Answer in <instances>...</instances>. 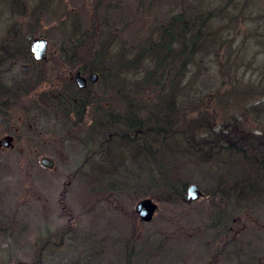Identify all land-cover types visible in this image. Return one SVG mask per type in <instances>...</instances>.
I'll use <instances>...</instances> for the list:
<instances>
[{
  "label": "rangeland",
  "instance_id": "obj_1",
  "mask_svg": "<svg viewBox=\"0 0 264 264\" xmlns=\"http://www.w3.org/2000/svg\"><path fill=\"white\" fill-rule=\"evenodd\" d=\"M204 1L212 2L208 7L211 9H218L223 4L226 7L227 11L214 21L216 28L244 30L248 27L243 17L249 15L259 17L258 24L263 25L261 30L264 31V0H249L246 7L253 10L242 8L229 25L225 23V14L231 13L229 9L234 6L228 5L226 0ZM242 1L232 3L243 5ZM97 2H101L100 11L95 8ZM162 2L160 13L171 5L169 0ZM184 5L191 7L190 3ZM181 8L182 5L176 12ZM95 10L100 19L95 20L92 16ZM134 10V3L128 4L127 10V0H0V56H8L7 51L8 54L25 56L26 45L29 46L33 39L44 37L49 43L48 57L56 60L61 54L60 47L70 41L64 40L61 26L69 29L70 25L62 22V18L80 15L87 20L83 28L86 33L87 28L100 27V20L113 19L114 24L123 19L131 21ZM106 11L107 14H102ZM134 21L145 25L139 20ZM14 29L20 32L19 36V32L12 36ZM93 34L92 38L95 37ZM96 39L93 38V42ZM101 40L93 44L95 48ZM256 46L255 43L247 46V55H243L247 61L242 58L244 64L253 60L254 52H261L255 50ZM79 54L88 55L89 51L83 49ZM129 56L123 58L127 61ZM220 59L225 62L221 56ZM255 62L253 60L251 68L242 74V83L255 84V87L262 85L263 88L264 56L259 54ZM42 71H36L37 76ZM20 72L21 88L27 87L26 81L39 85L44 80L42 77L46 79L47 76L43 74L42 80L32 79L30 73V80H25L22 66ZM114 84L116 87L108 92L109 104L104 107L115 114L124 113L123 86L119 82ZM35 87H29L31 95H28L34 104L40 91L48 90V86ZM227 90L225 94L230 99H223L220 103L227 108L214 106L211 109L219 118L222 116L223 122L220 118L219 124H225V131L231 135L229 142L238 151L215 149L206 159H200L201 170L188 162L191 171L166 174L170 179L182 178L177 183L189 182L188 186L196 184L199 187L201 196L190 202L182 198L187 190L180 196H175L165 186L162 190L165 175L151 182L145 173L140 177L132 175L128 177L127 186V171L122 172L116 167L123 164L118 161L119 156L113 154H122V145L117 144L111 149L113 152L108 157H114L113 164L109 163L107 170L98 171L91 159L83 160L81 144L62 139L61 124L51 115L39 112L42 108L37 105V111H18L14 121L19 123L22 136L48 143H19L14 150L0 153V264L28 260L40 237L48 236L54 239L56 252L48 254L46 264H76L90 254L95 258L92 264H127L129 260V264H264V180L262 177L257 181L253 179L255 196L251 199L255 205L248 211H244L248 201L242 197L239 190L242 187L234 184L244 174L251 175V169L252 173L256 172L254 176L264 172L257 171L261 155H264V101L261 106L255 105L252 97L238 100L227 94ZM159 92L151 95L152 103ZM140 110L134 113L138 117L142 114ZM7 126L0 122V132ZM44 152L47 155L52 153L56 158L53 169L40 164ZM127 157L131 158V155L127 154ZM132 158L139 157L132 154ZM91 175H94L93 183ZM201 177L204 182H199ZM138 178L137 184L135 180ZM146 198L156 204L155 214L149 222L142 221L135 211L137 203Z\"/></svg>",
  "mask_w": 264,
  "mask_h": 264
},
{
  "label": "trees",
  "instance_id": "obj_2",
  "mask_svg": "<svg viewBox=\"0 0 264 264\" xmlns=\"http://www.w3.org/2000/svg\"><path fill=\"white\" fill-rule=\"evenodd\" d=\"M162 1L167 0H127V10L128 4L134 3L135 8L131 21L123 19L122 22L114 24L113 19L107 22L100 20V27L92 30L87 28L86 33L83 28L85 29L87 20L79 14L75 19L71 16L62 18V22H69L70 25L69 29L61 26L65 42L70 40L66 42L69 45L63 44L60 47L61 54L58 59H48L53 62L52 70H44L38 76L36 71L32 73V79H41L43 74L47 76L46 79L42 77L44 80L41 79L42 83L39 85L32 83L31 86H36L34 89L48 86V90L40 91V96L35 99L36 104L33 103L34 107L38 105L40 109H45L47 104L54 103L66 105L68 109L77 105V109L83 111L77 125L72 123L69 110L65 113L68 119H63L67 120V124L73 129L72 136L77 134L83 137L79 140L83 142L87 152L92 150L94 137H99V168L107 170L109 163L112 165L114 162V157H108L113 152L111 149L117 144L122 145L120 147L123 153L113 154L119 156L118 161L123 164L122 167H116L122 172L127 171V186L128 177L132 175L140 177L145 173L150 182L165 175L162 190L165 186L175 196H180L189 182L177 183L182 178L170 179L166 174L170 171H191L188 162L201 170L198 165L200 159H206L209 152L215 149L238 151V148L229 142L231 135L225 131V124H219L222 116L220 119L218 113L213 114L211 109L214 106L227 108L225 104L220 105L221 100L230 99L225 90L228 89L226 93L238 100L252 97L255 105L263 106L264 87H255L256 85L251 83L244 85L242 74L245 75L251 68L253 60L254 64L256 63L259 54L264 56V31L261 30L263 25L258 24L259 17L249 15L243 17L248 27L244 30L238 27L227 31L224 28H216L214 21L227 11L224 4L218 9H211L208 8L212 6L211 1L205 3L204 0H169L171 5L166 6L163 13H160L158 10L163 7ZM234 1L226 0L228 5L234 6V9H229L231 13L225 14V23L228 25L237 18L242 8L253 10L246 7L250 3L249 0H243V5L232 3ZM100 3H96L97 11H100ZM186 3H190L191 7L184 5ZM203 3L206 5H202ZM181 5L182 8L176 12ZM107 13L108 11L102 14ZM92 16L95 20L100 19L96 10ZM134 20H139L145 25L135 24ZM131 31H135L134 34H131ZM92 34L94 39L97 38L94 42ZM14 35L15 32L12 36ZM98 39L102 40L95 48L93 44ZM252 43L258 45L255 50L261 52H254L253 60L249 59V63L244 64L242 58L246 60V57L243 55H247L246 48ZM24 49L23 54L27 55L20 56L21 59L31 55L30 46L26 45ZM83 49H88L89 54L80 55V50ZM128 54L130 58L126 61L123 57ZM86 69L99 74L98 82L94 83L89 91H75L73 94L61 92L63 77H68L72 70ZM115 82H119L123 86L121 90L124 91L121 98L125 111L120 112L121 114H115L111 109L104 107L109 104L108 92L116 87ZM52 89L56 91H51ZM158 91L160 92L152 103L151 95ZM32 92L34 93V90ZM100 93L102 95H99ZM226 108L222 110L228 112ZM85 109H88L87 113ZM139 110L141 117L134 114ZM211 113L212 115H209ZM126 153L130 154L131 158H128ZM132 154L139 158H132ZM88 157L84 160L88 161ZM258 164L260 167L257 171H264V155H261ZM253 173L251 169V175L244 174L234 181L235 185L242 187L239 190L242 191L243 199L248 201L244 211L255 205L251 199L255 196L253 179L257 181L262 177L264 180V172L256 176ZM90 179L93 183L94 175H91ZM202 181L204 182V179L201 177L199 182ZM135 182L138 184L139 178ZM195 182L197 183L196 180ZM221 194L223 195V192ZM54 252V239L51 236L40 237L30 258L26 261L17 260V263L46 264L48 254ZM94 259L90 254L84 261H78L76 264H92Z\"/></svg>",
  "mask_w": 264,
  "mask_h": 264
},
{
  "label": "flooded vegetation",
  "instance_id": "obj_3",
  "mask_svg": "<svg viewBox=\"0 0 264 264\" xmlns=\"http://www.w3.org/2000/svg\"><path fill=\"white\" fill-rule=\"evenodd\" d=\"M11 53H14V50L11 51ZM8 56H0V122H5L8 126L4 128L0 132V153H3L4 151L14 150L16 146L19 143H40V144H47L48 141H37L34 140V137L32 139H25V137L22 136L20 131V125L18 122H15L17 118V114L20 112H32V110H36L33 106V102H31L32 98L28 95H31L29 87L31 86V83L29 81H26L27 87L21 88L20 87V79H21V72L20 67L22 66L23 70V76L25 80L28 79L29 74L33 73L34 71L38 70H52L53 69V62H49V57L47 56L44 60H36V58L31 54L29 57L20 58V56L14 55V54H8ZM21 60V61H20ZM20 62H22V65L20 66ZM84 67V66H83ZM95 71L91 69L86 70H72L69 72L68 77H63V81L61 82V87L63 90L61 92H65V94H73L75 91L79 92H86L89 91L90 87L94 84L90 76ZM97 73V72H95ZM77 75H81L82 77L86 78V84L84 87H79V83L77 80ZM99 80V79H98ZM23 89V90H21ZM51 89V88H50ZM59 90V89H58ZM51 91H56V89H52ZM28 101L26 102V100ZM48 107L45 109H41L39 112L43 114H49L51 115L52 119L59 122L63 128V137L62 139L69 140V142H75L77 144H81L83 147V153H84V159L88 157L87 159H91L93 162V167L101 171L102 169L99 168V155H100V139L98 136L94 137L92 142L94 145L92 146V150L90 152H87L86 148L83 145V142H81L79 139H83V137L80 135L72 136L73 129L69 127L67 124V120H64L63 118H67L66 112H71L70 119L72 120V123L74 125H77V122L79 121L80 113L83 111L77 109V105L73 106L72 109H68V106L66 105H55L54 103L47 104ZM19 111V112H18ZM37 111V110H36ZM88 112V109H85V113ZM75 127V126H74ZM10 138L9 142L8 140L5 143V139ZM5 143V144H4ZM50 143V142H49ZM88 143V142H86ZM31 146V145H30ZM46 147V146H45ZM41 159L43 157H49L53 160L52 167H45L48 169H53L56 165V158L50 154H46V152L41 155ZM40 159V164H41ZM83 159V160H84ZM42 165V164H41ZM43 166V165H42ZM97 166V167H96ZM44 167V166H43Z\"/></svg>",
  "mask_w": 264,
  "mask_h": 264
},
{
  "label": "water",
  "instance_id": "obj_4",
  "mask_svg": "<svg viewBox=\"0 0 264 264\" xmlns=\"http://www.w3.org/2000/svg\"><path fill=\"white\" fill-rule=\"evenodd\" d=\"M47 45H48L47 41L43 38H36L33 40L32 44H31V49H32V51H33V53L37 59L46 58ZM90 79L95 82L98 79V75L96 73H92L90 76ZM77 80H78V83L81 87H84L86 84V81H87L86 78H84L80 75L77 76ZM9 139L10 138H6L4 140L5 143L7 140L9 142L10 141ZM41 163L44 166L52 167L53 160L49 157H44V158H42ZM201 194L202 193H201L199 187L196 184H191L188 187L187 192L183 195L182 198L185 201L190 202V201H194V200L198 199L201 196ZM135 210L138 213V215L142 221L149 222L153 219V216L155 214L156 204L151 199H148V198L142 199L137 203Z\"/></svg>",
  "mask_w": 264,
  "mask_h": 264
}]
</instances>
